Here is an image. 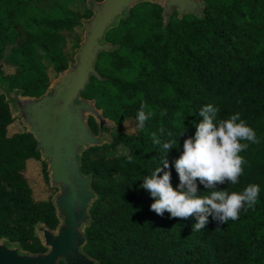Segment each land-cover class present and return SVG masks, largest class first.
<instances>
[{
  "label": "trees",
  "instance_id": "trees-1",
  "mask_svg": "<svg viewBox=\"0 0 264 264\" xmlns=\"http://www.w3.org/2000/svg\"><path fill=\"white\" fill-rule=\"evenodd\" d=\"M201 1V13L174 11L168 20L159 2L137 1L107 30L113 47L99 52L96 74L81 92L117 125L109 143L79 153L96 194L82 251L97 264H264V0ZM81 22L64 0H0V81L22 96L45 94L47 64L57 73L69 68L67 33ZM141 104L151 116L136 128ZM205 104L218 108V119L239 113L258 142L241 141L248 147L238 153L244 163L236 184L225 179L206 187L197 178V195L240 192L248 184L258 185L259 194L236 220L222 223L209 214L202 229L192 231L196 216L155 213L154 198L141 185L157 167V175L168 171L173 187L179 185L174 162ZM14 120L0 93V239L37 254L49 248L36 226L54 230L61 219L52 197L35 195L28 161L40 160L50 181L48 163L33 133H10ZM87 124L96 134L94 117ZM98 148L108 150L94 155Z\"/></svg>",
  "mask_w": 264,
  "mask_h": 264
},
{
  "label": "water",
  "instance_id": "water-1",
  "mask_svg": "<svg viewBox=\"0 0 264 264\" xmlns=\"http://www.w3.org/2000/svg\"><path fill=\"white\" fill-rule=\"evenodd\" d=\"M93 1L95 12L86 24V37L77 50L76 63L61 72L60 81L53 84L51 90L20 103L25 121L30 126L27 130L33 133L38 141L37 148L48 163L50 182L61 187L54 204L63 222L56 231L43 223L36 226L44 225L40 237L49 248L46 252H23L17 245H7L0 239V264H60L61 260L64 264H97L82 251L85 243L83 229L90 218L88 210L96 194L89 186L91 177L80 170L79 153L85 147L100 143L83 116L84 111H97L89 99L81 97V92L91 75L96 74L95 62L99 52L113 47L105 41L107 30L139 0ZM152 1L165 8L166 20L174 12L173 7H177L180 15L199 14L202 9L201 0ZM197 6L199 10L195 12ZM15 91L19 94L18 90Z\"/></svg>",
  "mask_w": 264,
  "mask_h": 264
},
{
  "label": "clouds",
  "instance_id": "clouds-1",
  "mask_svg": "<svg viewBox=\"0 0 264 264\" xmlns=\"http://www.w3.org/2000/svg\"><path fill=\"white\" fill-rule=\"evenodd\" d=\"M143 109L144 105L141 104L136 112V128H140L151 116ZM218 111L212 104L200 107L198 115L202 119L195 123L194 135L183 141L181 154L174 162L179 185L173 187L168 171L157 175L160 167L145 176L141 185L154 198L150 208L155 213L163 215L167 210L171 217L196 216L197 222L192 225V231L202 229L208 222L209 214L222 223L236 220L241 210L247 211L254 206L259 194L258 185L248 184L240 192L213 190L207 195H197V178L206 187L225 179L230 184H236L244 163L238 153L248 147L247 143L241 141L258 142L255 131L240 118L239 113L218 119ZM163 147L168 148L169 144L165 143ZM124 155L127 156L126 149ZM127 158L131 160V156ZM163 164L166 168L167 162Z\"/></svg>",
  "mask_w": 264,
  "mask_h": 264
},
{
  "label": "rangeland",
  "instance_id": "rangeland-1",
  "mask_svg": "<svg viewBox=\"0 0 264 264\" xmlns=\"http://www.w3.org/2000/svg\"><path fill=\"white\" fill-rule=\"evenodd\" d=\"M64 1L67 7L70 10L77 13L82 21L80 26H77L72 32L67 33L66 50L70 58V65H74L76 63L77 50L80 48L81 44L85 40L87 33L86 24L89 22L90 18L93 15L95 2L93 0H64ZM143 1H147V0H143ZM148 1H152V0H148ZM161 2L164 3V0H161ZM172 9L178 12L177 7H173ZM198 10H199V6L195 7V12ZM164 12H165V8H164ZM167 15L168 14H166L165 16V20L167 18ZM47 69L51 80V84H50V90H51L53 84L58 83L60 81L61 73H57L54 70L53 66L50 64H47ZM0 93H4V95L6 96V99L8 100L12 112L15 116L14 122L9 126L10 133L21 131L23 129H28L30 126L25 121V118L22 114V110L20 107V103L28 99V97L18 94L17 91L15 90L8 89L6 85L3 84L1 81H0ZM90 103L95 107L97 112L93 113L90 111H84L83 113L84 119L86 121L89 116L94 117L98 125L97 133L94 134L95 137L98 139L100 144L109 143L112 140V135L117 125L115 124L114 121L103 115L102 109L96 106L94 100H90ZM132 128H133L132 123L127 122L126 129L131 130ZM107 150L108 149L98 148L97 150H95L93 154L94 155L103 154ZM27 173L37 198L46 199L48 197H52L53 199H56V196L59 193H61L60 186L52 185L50 181H46V179L44 178L43 165L40 160L29 159ZM62 222L63 220L61 219L60 224ZM42 226L44 225L41 224L36 228L37 234L41 237H42V229H41ZM53 231H56V229H54Z\"/></svg>",
  "mask_w": 264,
  "mask_h": 264
}]
</instances>
